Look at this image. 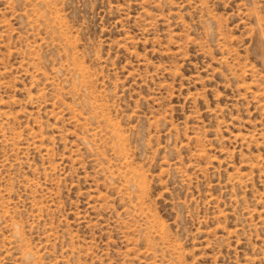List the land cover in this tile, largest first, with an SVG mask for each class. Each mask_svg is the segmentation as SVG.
Returning <instances> with one entry per match:
<instances>
[{
	"label": "rangeland",
	"instance_id": "1",
	"mask_svg": "<svg viewBox=\"0 0 264 264\" xmlns=\"http://www.w3.org/2000/svg\"><path fill=\"white\" fill-rule=\"evenodd\" d=\"M0 264H264V0H0Z\"/></svg>",
	"mask_w": 264,
	"mask_h": 264
}]
</instances>
